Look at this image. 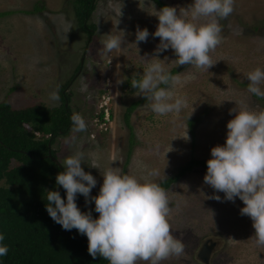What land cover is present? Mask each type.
<instances>
[{
    "label": "rangeland",
    "instance_id": "1",
    "mask_svg": "<svg viewBox=\"0 0 264 264\" xmlns=\"http://www.w3.org/2000/svg\"><path fill=\"white\" fill-rule=\"evenodd\" d=\"M73 1L0 0V12L14 11L0 15V102H9L17 108L39 102L57 106L61 99L51 100L50 93L58 91L60 97L68 84L65 90L70 96L68 105L72 114L82 115L87 130L76 134L70 148L65 140L71 136V130L67 137H57L53 148L61 163L67 155L83 152L81 167L96 179L87 204L85 197L77 194L79 206L94 204L91 197L99 193L102 173L107 168L158 183L174 175L191 158L207 161L211 148L225 143L226 124L235 115L230 109L247 106L263 110L264 101L247 91L246 73L257 67L264 69V0H235L233 12L220 20L222 42L211 53L217 62L208 72L190 65L179 72L193 73L195 78L175 90L186 98L187 107L178 115L167 116L153 113L149 101L137 95V89L130 91L126 86L133 76L140 79L147 62L155 59L152 56L156 54L159 38L151 33L158 19L147 13L151 9L141 10L138 0H96L90 18L95 25L91 38L78 29ZM161 1L176 7L178 13L180 8L193 3V0ZM36 5L39 9L34 12ZM155 7L161 8L156 4ZM69 25L72 29L66 34L65 43L64 30ZM138 27L147 28L150 35L147 42L138 45L137 51L133 42ZM117 28L125 31V43L119 50L102 54L103 41L108 34L118 35ZM165 57L169 70L174 67L176 57L170 48L157 54L159 59ZM79 64L82 70L75 76ZM120 80L123 82L117 83ZM261 89L264 90V84ZM83 98L87 103L83 104ZM106 103L113 114L103 131L89 120H94L97 106ZM133 103L134 109L126 120V110ZM192 108L194 111L187 119ZM187 125L190 139L185 141L177 136L183 135ZM132 133V153L126 162ZM170 145L172 150L167 152ZM93 164L98 168L92 167ZM151 172L158 174L151 176ZM205 173L206 169L197 165L165 190L172 233L183 243L184 251L161 264H204L198 260L197 251L206 239L217 242L208 264H264V248L254 245L251 218L240 214L243 202L238 197L234 202L228 201L222 192L216 193L221 201L207 198L214 190L204 183Z\"/></svg>",
    "mask_w": 264,
    "mask_h": 264
},
{
    "label": "clouds",
    "instance_id": "2",
    "mask_svg": "<svg viewBox=\"0 0 264 264\" xmlns=\"http://www.w3.org/2000/svg\"><path fill=\"white\" fill-rule=\"evenodd\" d=\"M234 3L235 0H193L187 8H180L178 13L176 7L163 6L157 10L154 0H147V3L138 0L141 10L150 8L151 11L147 13L158 19L151 35L159 38V44L155 49L156 54L152 56L155 59L147 62L142 77L133 79L131 86L138 90L137 95L149 101L153 113L158 116L178 115L187 107L186 98L177 95L175 90L177 86L194 79L195 75H182L179 72L189 65L208 72L215 65L217 60L212 59L211 53L222 42L220 20L233 12ZM121 15L120 7L119 17ZM118 23L119 19L116 25ZM71 29L69 25L64 30L65 43L66 34ZM117 30L118 35L108 34L103 41L102 54L107 55L122 48L126 33ZM149 35L147 28H137L133 42L137 51L138 45L147 42ZM169 48L176 58L174 67L168 70L165 66L167 57L162 60L157 58V54ZM180 65L185 66L177 69ZM246 79L249 82L247 91L264 98V90L261 89L264 69L257 67L249 71ZM50 99L59 100V92L50 93ZM107 104L96 108V116L100 120L97 126L103 131L113 114L111 106ZM193 111L192 108L187 119ZM230 112L235 115L226 124L225 143L213 146L211 156L206 161L203 180L214 190L207 198L221 201L217 192H222L224 199L232 202L238 197L243 202L240 214L251 218L255 230L254 245L264 248V110L236 106ZM71 121V136L65 140L69 148L76 140V134L87 130L81 114L73 113ZM187 127L183 135L177 137L188 141ZM171 150L170 145L167 152ZM83 158V152L64 157L62 165L65 170L55 177L56 184L65 190L66 199H62L58 191H47L45 207L53 221L65 230L75 228L86 235L89 255L102 257L108 264H138L139 261L161 264L173 255L183 254L184 245L173 235L169 222L168 196L160 184L151 179L141 181L109 167L102 173L99 193L91 197L98 216L93 218L90 211L82 212L76 204L77 194L83 195L87 204L91 189L96 185L95 177L81 167ZM91 166L98 168L96 164ZM157 174L149 173L151 176ZM3 240L4 236L0 234V257L6 256L9 251Z\"/></svg>",
    "mask_w": 264,
    "mask_h": 264
},
{
    "label": "trees",
    "instance_id": "3",
    "mask_svg": "<svg viewBox=\"0 0 264 264\" xmlns=\"http://www.w3.org/2000/svg\"><path fill=\"white\" fill-rule=\"evenodd\" d=\"M95 2L74 0L72 4L78 29L91 38L95 25L90 18ZM154 4L166 6L161 0H154ZM38 9L36 5L33 11ZM11 12L14 11L6 10L0 15ZM132 80L126 82L130 91L135 90ZM60 97L63 102L52 107L39 102L17 108L9 102H0V234L4 236L2 243L9 249L6 256L0 257V264H108L102 257L89 255L86 235L75 228L63 229L46 211L48 190L58 191L62 199H66L65 190L55 180L57 173L65 169L53 144L57 137L69 135L72 112L65 106L62 93ZM259 99L264 101V98ZM134 106L135 103L126 110V120ZM96 115L97 112L93 114L95 126L100 122ZM133 135L126 162L132 153ZM197 165L207 169L206 160L191 158L174 175L161 179L158 184L166 190ZM76 204L82 212L90 211L93 218L98 216L94 204L79 206L77 201Z\"/></svg>",
    "mask_w": 264,
    "mask_h": 264
},
{
    "label": "water",
    "instance_id": "4",
    "mask_svg": "<svg viewBox=\"0 0 264 264\" xmlns=\"http://www.w3.org/2000/svg\"><path fill=\"white\" fill-rule=\"evenodd\" d=\"M185 65L177 66V69H181ZM52 160L56 161L55 157H51ZM217 245V242L213 241L212 239H206L203 240L202 243L199 245L198 251H197V258L204 264H208L209 258L211 257L214 247Z\"/></svg>",
    "mask_w": 264,
    "mask_h": 264
},
{
    "label": "flooded vegetation",
    "instance_id": "5",
    "mask_svg": "<svg viewBox=\"0 0 264 264\" xmlns=\"http://www.w3.org/2000/svg\"><path fill=\"white\" fill-rule=\"evenodd\" d=\"M90 36V35H89ZM81 62H82V60H81ZM78 69H80V70H78ZM82 70V64L80 65H78V67H77V70H76V72H75V74L77 73V71H81ZM79 72H78V74H79ZM78 74H76L75 76H77ZM74 76V77H75ZM71 83V81H69V84ZM68 85V84H67ZM66 85V86H67ZM66 86H64V88H63V90L61 91V93L63 94V100H64V102H65V106H69L68 105V103H69V95L67 94V93H65V90H66ZM81 91L83 90V92H85V89L84 88H82V87H80L79 88ZM61 93H60V96H61ZM70 93V92H69ZM60 99H61V97H60ZM63 101H62V99H61V103H62ZM85 103H87V100H86V98H83V104H85ZM94 106H95V103L93 104V106L91 107V108H94ZM84 107V106H83ZM84 110V109H83ZM72 112V111H71ZM89 123H91L92 125H93V123H92V119L91 120H89ZM94 126V125H93ZM94 131V130H93Z\"/></svg>",
    "mask_w": 264,
    "mask_h": 264
}]
</instances>
